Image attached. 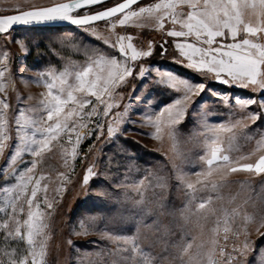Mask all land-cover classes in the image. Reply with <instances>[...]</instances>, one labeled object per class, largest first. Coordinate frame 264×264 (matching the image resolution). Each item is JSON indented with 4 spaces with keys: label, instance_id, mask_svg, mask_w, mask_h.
I'll use <instances>...</instances> for the list:
<instances>
[{
    "label": "snow or ice",
    "instance_id": "1",
    "mask_svg": "<svg viewBox=\"0 0 264 264\" xmlns=\"http://www.w3.org/2000/svg\"><path fill=\"white\" fill-rule=\"evenodd\" d=\"M10 7L11 14H0V49L16 43L30 54L42 37L50 51L73 39L83 60L45 64L38 52L35 75L21 79L44 91L29 95L35 103L27 104L16 87L12 53L0 50V160L6 165L0 264H52L55 216L75 186L78 163H85L84 191L103 198L94 200L101 211L70 231L99 235L102 247L84 254L94 257L88 264H264V247L253 253L248 227L264 228V0H15ZM60 24L74 26L77 35L61 32ZM146 29L159 39H148ZM169 55L190 75L157 66L156 57ZM155 86L166 89L167 103L153 98ZM233 88L246 95H230ZM133 103L148 105L139 121L131 120ZM220 111L226 119L212 115ZM192 122L195 128L183 132ZM128 123L150 124L154 132L145 134L170 146L167 163L144 169L139 180L129 178L140 171L133 157L121 172L115 155L106 156L103 173L89 159L96 141L118 140L131 130L123 127ZM54 150L65 169L55 183L45 170ZM238 172L260 179L233 193L236 182L227 178ZM173 189L185 191L179 207L166 195ZM66 243L75 247L71 239Z\"/></svg>",
    "mask_w": 264,
    "mask_h": 264
},
{
    "label": "rangeland",
    "instance_id": "2",
    "mask_svg": "<svg viewBox=\"0 0 264 264\" xmlns=\"http://www.w3.org/2000/svg\"><path fill=\"white\" fill-rule=\"evenodd\" d=\"M33 3L47 4L48 0H32ZM15 4V0H0V14H11L12 8L10 6ZM7 9V12H6ZM19 32H23V29L18 30ZM47 31V30H44ZM135 33V30H132ZM146 33V37L148 39H159V32L153 31L151 29L144 30ZM61 32H73V35H77L74 30L70 29H62ZM61 32H57V35L61 34ZM39 49L32 48L30 54L25 53L21 50L20 46L16 43H9L7 48L0 49L5 51H10L12 53L13 58V71L15 73L16 87L18 92L25 98L23 102L27 104L35 103L34 100H28L27 97L29 95L38 97L41 92L44 91V88L41 85H38L34 82H26L21 79V76L33 77L35 75L36 69L32 68V62L37 58V53L40 52L43 55L40 57L43 63H47L51 61L52 63L60 62L63 64L61 57L71 59L72 61H82L83 56L79 53H76L74 50V45L78 43L77 40L69 39L66 41L63 48H61L58 44L52 45V50L50 51L48 48L49 40L47 37H42ZM90 39L84 38V42L87 43ZM3 41L0 40V44ZM173 50L169 49V53ZM58 53V54H57ZM157 66L163 70L174 71L183 75H190L188 71L183 68L180 64L174 63L171 55H169L166 59L162 57L155 58ZM25 64L31 69L29 71L20 73L19 68L23 67ZM139 87V86H138ZM217 88L227 89L229 86L216 84ZM128 91H131V86H129ZM230 95L244 96L246 95V90L240 88H233ZM152 96L155 100H158L161 104L167 103L170 97L166 94V89L155 86L152 88ZM13 102L15 103V97L13 96ZM128 102L127 93L125 95V101ZM208 106H211V101L207 102ZM154 103L152 107H154ZM148 107L145 103H133L130 106V115L132 121H139L141 116L138 115V112L144 111L145 108ZM123 105L117 109V111H122ZM213 116L218 115L220 119H226L225 114L220 111L218 113H213ZM210 122H215L210 119ZM91 128L92 125H89ZM125 128H129L131 130L126 131L125 135L120 136V138L111 143H101L100 141H96L95 147L93 149V155L89 157L90 160L95 159L96 170L100 173L105 171V165L107 164L106 156L115 155L116 160L120 161V171H125V163L128 157L135 158L133 163L138 166L140 169L139 172H136L135 169L131 173H129L130 180H139L143 178L145 175L143 168H141L138 163L140 153L144 150L148 151L150 154H155V157H151L149 159L150 164L147 169L151 170L153 167L162 166L167 163L169 159V144L165 142L163 145L160 141L156 140L152 135H146L145 133L154 132V128L150 124H146L141 127L139 123H128L123 125ZM195 128V122L189 123L186 129H182L183 132L187 133ZM106 131V130H105ZM95 140V136L92 138L85 140L81 145L82 154L87 153L89 149V145L93 143ZM181 148H184L185 145H180ZM187 147H191L188 145ZM252 145H248L245 147L244 151H247L248 148H251ZM122 149H126V152H123ZM195 150V149H194ZM5 162L0 160V184L4 183V178L2 176ZM115 165H113L114 167ZM85 167V163H78L76 167V177L74 180L75 186H69L70 190L66 191L64 194V198L61 201L62 207L58 209L55 221L53 225V234L51 240L49 242L50 245V255L49 259L52 264H78V261H83V264H88L89 260L94 259V257H86L85 253L96 252L102 247V242L100 240L99 235L93 231L88 235H70V231L72 226H77L76 230L79 231V221L81 219H85L90 215L98 214L101 209L94 205V200L99 201L103 199L99 197L95 191H89L86 193L82 188V174ZM45 170L50 171L53 177V183L56 181V172L64 171L63 161L60 157V153L57 150H54L52 154H49L47 157V165L45 166ZM198 170L194 169L193 171ZM102 178V177H98ZM191 179L195 181L197 178L193 174ZM229 181H233L230 186V190L234 193L236 190L245 187L243 185L244 181L252 180L259 181V177H252L248 173L238 172L230 175L227 178ZM79 181V182H77ZM91 183V182H90ZM92 188L95 189L96 185H92ZM229 189L225 190V196L228 195ZM169 199L172 201L173 206L179 207L185 199V191L184 190H171L166 193ZM199 196L200 194L197 193ZM99 227H103V224H99ZM249 232L250 239L254 243L253 253L255 255L259 254L260 248L264 247V236L260 233H264V228H260L259 232L256 230V224H249ZM67 239H71L75 247L69 246L66 241ZM2 243H0V247H2ZM79 249V251H77ZM254 256H250L249 259H254Z\"/></svg>",
    "mask_w": 264,
    "mask_h": 264
},
{
    "label": "trees",
    "instance_id": "3",
    "mask_svg": "<svg viewBox=\"0 0 264 264\" xmlns=\"http://www.w3.org/2000/svg\"><path fill=\"white\" fill-rule=\"evenodd\" d=\"M62 29H70V30H74V28H61ZM46 30V29H45ZM151 157H155V154H150L148 151L144 150L142 153H140V156H139V162L138 165L144 169H147L149 164H150V161L149 159Z\"/></svg>",
    "mask_w": 264,
    "mask_h": 264
},
{
    "label": "water",
    "instance_id": "4",
    "mask_svg": "<svg viewBox=\"0 0 264 264\" xmlns=\"http://www.w3.org/2000/svg\"><path fill=\"white\" fill-rule=\"evenodd\" d=\"M38 27L43 28L44 26H38ZM57 27H60V28H74V26H68V25H63V24H60V25H58ZM21 29H22V28H21ZM18 30H20V29H18Z\"/></svg>",
    "mask_w": 264,
    "mask_h": 264
}]
</instances>
